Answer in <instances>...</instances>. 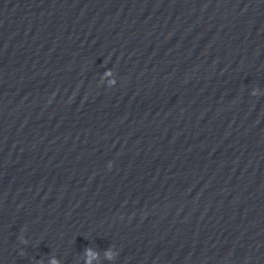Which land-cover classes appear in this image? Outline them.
I'll use <instances>...</instances> for the list:
<instances>
[{
	"label": "clouds",
	"instance_id": "obj_1",
	"mask_svg": "<svg viewBox=\"0 0 264 264\" xmlns=\"http://www.w3.org/2000/svg\"><path fill=\"white\" fill-rule=\"evenodd\" d=\"M24 243H27V241H24ZM85 252L87 253V252H90V249H85ZM50 264H59V262H58V260H56L55 258H51L50 259ZM87 264H90V261L89 262H87Z\"/></svg>",
	"mask_w": 264,
	"mask_h": 264
}]
</instances>
